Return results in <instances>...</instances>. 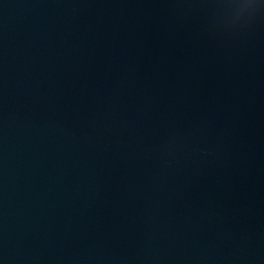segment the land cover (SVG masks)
Segmentation results:
<instances>
[{
  "label": "water",
  "instance_id": "obj_1",
  "mask_svg": "<svg viewBox=\"0 0 264 264\" xmlns=\"http://www.w3.org/2000/svg\"><path fill=\"white\" fill-rule=\"evenodd\" d=\"M0 264H264V0H0Z\"/></svg>",
  "mask_w": 264,
  "mask_h": 264
}]
</instances>
